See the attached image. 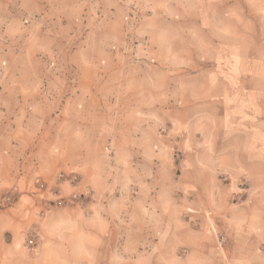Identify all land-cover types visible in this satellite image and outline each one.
<instances>
[{
    "label": "rangeland",
    "instance_id": "rangeland-1",
    "mask_svg": "<svg viewBox=\"0 0 264 264\" xmlns=\"http://www.w3.org/2000/svg\"><path fill=\"white\" fill-rule=\"evenodd\" d=\"M1 91L0 264H264V0H0Z\"/></svg>",
    "mask_w": 264,
    "mask_h": 264
},
{
    "label": "crops",
    "instance_id": "crops-1",
    "mask_svg": "<svg viewBox=\"0 0 264 264\" xmlns=\"http://www.w3.org/2000/svg\"><path fill=\"white\" fill-rule=\"evenodd\" d=\"M226 88H227V90H225L221 94L225 95L224 98L228 97V102L230 103L231 102V100H230V94H231V92H230V90H231L230 89V80L228 81V86H225L223 89H226ZM204 89L206 91H208V93H207L208 97H213V96L219 97L220 96L219 92H218V94L215 93L216 88H214L212 83L206 84L204 86ZM18 92L22 95L23 90L19 89ZM0 96H7V94L5 92L1 91ZM24 109L25 108L22 105H20L17 109H15V108L9 109V110L0 109V112L2 113V117L4 119V122L6 121V119H8V120H10L11 123H15L14 129H13V124L8 125L7 123H5L3 128H2V130L4 132L10 131V133H9L10 135L8 136L9 138L12 137L14 130H18L19 132H21V131L27 132V126H26V123L24 124V119H29L33 116L35 117V115H36L35 110H32L31 112H26V110H24ZM58 113H59L58 119L63 120L65 110H59ZM60 115H61V117H60ZM230 119H231V116L228 113H226L222 116H218V114L215 111H213L212 113L206 112L205 114H203V121L205 122V127L203 129L202 136L209 137L211 135L212 136L214 135V136L218 137L219 138V144L221 146V149H220L221 155H231V151L229 148V140H230V137L233 136V134H235V132H236L235 128L236 127L234 126L235 122H234V124H233V122L231 123ZM212 120L219 122L218 126L216 125L215 128H213V126L209 127L206 125L207 123L212 122Z\"/></svg>",
    "mask_w": 264,
    "mask_h": 264
}]
</instances>
